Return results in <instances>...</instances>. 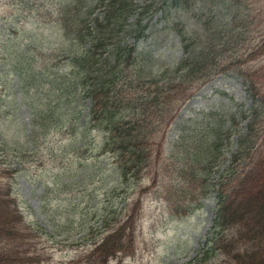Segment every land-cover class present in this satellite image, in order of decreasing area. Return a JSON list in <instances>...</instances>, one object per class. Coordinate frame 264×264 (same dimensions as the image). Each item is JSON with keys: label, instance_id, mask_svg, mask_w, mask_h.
I'll list each match as a JSON object with an SVG mask.
<instances>
[{"label": "rangeland", "instance_id": "rangeland-1", "mask_svg": "<svg viewBox=\"0 0 264 264\" xmlns=\"http://www.w3.org/2000/svg\"><path fill=\"white\" fill-rule=\"evenodd\" d=\"M97 1L85 0L81 12L86 20L93 18L89 13ZM131 1L129 25L141 19L147 25L146 38L138 43L144 50L140 62H151L156 73L169 68L167 77L173 79L172 68L186 56V44L200 45L199 34L189 39L197 33L194 21L180 11L156 21L159 14L151 18L146 0ZM157 1L148 0L158 7ZM228 1L239 3V19L247 11H264V0ZM58 2L0 0V170L7 172L0 176V187L12 190L25 220L37 227L32 238L39 264H233L216 245L230 233L219 231L215 239L212 229L222 176L232 169L241 172L248 162L243 156L231 163L253 118V98L242 79L228 72L198 86L172 123L155 124L159 148L145 152L152 161L144 164L142 179L122 183L121 159L106 145L104 131L99 125L84 131L90 101L77 98L71 106L61 105L60 89L72 87L65 76L46 85L38 81L42 69L70 73V59L63 60L70 47ZM103 6L94 17L104 16ZM228 11L220 20L224 31L226 23L230 28L226 35L220 32L226 44L217 49L215 60L203 62L218 69L214 72L250 53L261 42L257 33L264 34V25L245 29L244 20L235 30L229 24L234 13ZM15 70L25 83H19ZM33 123L39 128L32 134ZM119 227L124 252L107 262L91 257L96 245ZM204 249L211 251L208 256L201 253Z\"/></svg>", "mask_w": 264, "mask_h": 264}, {"label": "trees", "instance_id": "trees-1", "mask_svg": "<svg viewBox=\"0 0 264 264\" xmlns=\"http://www.w3.org/2000/svg\"><path fill=\"white\" fill-rule=\"evenodd\" d=\"M221 1L159 0L156 7L146 0V12L149 10L151 16L159 14L158 19L161 20L172 11H180L196 26L197 33L189 39L199 34L200 45L186 44V56L172 68L175 76L170 79L167 77L169 68L156 73L151 62H140L144 50L137 43L146 38L147 28L142 26L144 19L129 25L133 12L131 0H98L100 3L89 13L93 16L90 20H86L81 12L85 0H59L60 27L70 47L63 60L70 59L72 64L68 74L59 75L62 71L50 74L48 69L43 74L52 81L65 76L72 82L71 88L60 89L61 105L70 102L71 106L77 98L90 101L88 113L83 118L84 131L88 132L96 125L104 131L106 145L121 159L119 176L122 183L142 179L147 167L143 168L144 164L152 161L145 152H155V148H159L156 142L159 132L154 135L155 124L171 123L176 112L194 96L196 89L208 83L214 73L219 74L218 69H211L203 62L215 60L217 49L224 48L226 44L223 38L230 28L226 23L228 30L224 31L220 20L226 19L228 9L234 13L229 24L237 31L242 20L245 21V29L264 25L263 10L250 14L247 11L245 17L239 19V3L232 5L224 0L225 4H221ZM101 4L105 7L104 16L94 17ZM75 20L78 24L73 27ZM261 32L256 36L261 38V42L250 53H243L234 64L222 67L220 71V74L235 72L241 77L254 103L252 121L247 132L240 136L231 163H238L243 156L248 162L241 172L239 168L232 169L222 176L213 231L215 239L219 231L230 233L229 238L222 237L216 245L217 250L229 256L233 264H264V134L260 135L264 132V34ZM133 37L134 43H128L127 40ZM182 40L187 38L182 37ZM190 47L195 48L190 50ZM247 63H253V68H246ZM13 66L17 67V63ZM15 72L17 75L21 73L19 70ZM82 114L83 110L76 112V115ZM38 128L33 123L31 133ZM5 174L6 171L0 170V176ZM31 227L19 211L12 190L0 187V264L40 262V257L33 251ZM123 231V227H119L106 236L91 252V257L97 255L107 262L124 252Z\"/></svg>", "mask_w": 264, "mask_h": 264}]
</instances>
